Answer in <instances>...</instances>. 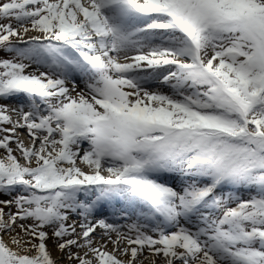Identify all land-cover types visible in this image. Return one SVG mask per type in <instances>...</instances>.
<instances>
[{
	"label": "snow or ice",
	"instance_id": "1",
	"mask_svg": "<svg viewBox=\"0 0 264 264\" xmlns=\"http://www.w3.org/2000/svg\"><path fill=\"white\" fill-rule=\"evenodd\" d=\"M0 264H264V0H0Z\"/></svg>",
	"mask_w": 264,
	"mask_h": 264
},
{
	"label": "bare ground",
	"instance_id": "2",
	"mask_svg": "<svg viewBox=\"0 0 264 264\" xmlns=\"http://www.w3.org/2000/svg\"><path fill=\"white\" fill-rule=\"evenodd\" d=\"M121 62H124V61H121ZM77 79H78V78H77ZM80 87H81V89H83L82 85H80ZM10 99L12 100V103H13V104L16 103L15 98H10ZM25 136H26V135H25ZM21 139H23V138H21ZM23 140L25 141L26 144H27V143H30V142L28 141L27 137H26L25 139H23ZM85 170H87V169H85ZM118 207H119V206H118ZM106 212H107V215H105V216H101V217H99V218H105V219H107L109 222H115V223H119V224H127V223H131V222H133V221L136 219L135 215H133L132 213H128V215H129L131 218L128 219V220H125V219H119L118 217L113 216V214H112V210H111V209H106ZM97 235H99V232L97 233ZM111 249H112V245L109 244V245H108V250H111ZM53 255H54V257L59 258L60 253H59L56 249L53 248Z\"/></svg>",
	"mask_w": 264,
	"mask_h": 264
},
{
	"label": "rangeland",
	"instance_id": "3",
	"mask_svg": "<svg viewBox=\"0 0 264 264\" xmlns=\"http://www.w3.org/2000/svg\"><path fill=\"white\" fill-rule=\"evenodd\" d=\"M120 62H121V61H120ZM77 78L79 79V77H77ZM81 85H82V87H83V81H82V80H81ZM21 138L25 139L26 136H22ZM242 194H243V195H248V194H249V193H248V190H244Z\"/></svg>",
	"mask_w": 264,
	"mask_h": 264
}]
</instances>
